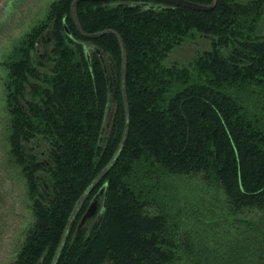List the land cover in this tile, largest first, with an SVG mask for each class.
Masks as SVG:
<instances>
[{
  "label": "trees",
  "instance_id": "1",
  "mask_svg": "<svg viewBox=\"0 0 264 264\" xmlns=\"http://www.w3.org/2000/svg\"><path fill=\"white\" fill-rule=\"evenodd\" d=\"M73 1L55 0L4 64L9 152L35 216L13 264L262 261L264 0H218L210 11L82 0L83 30L106 31L95 39L82 35ZM201 39L209 46L174 60ZM195 181L217 194L198 208L177 198ZM103 186L96 218L79 225ZM203 211L208 237L186 223Z\"/></svg>",
  "mask_w": 264,
  "mask_h": 264
},
{
  "label": "rangeland",
  "instance_id": "2",
  "mask_svg": "<svg viewBox=\"0 0 264 264\" xmlns=\"http://www.w3.org/2000/svg\"><path fill=\"white\" fill-rule=\"evenodd\" d=\"M54 1L0 0V264H13L18 254V249L25 240L27 230L35 220V216L32 214L31 203L29 202L27 180H25L21 166L14 163L9 152L10 145L8 144L7 133L9 115L6 110L5 86L3 85V79L6 75L4 64L24 34L33 29L35 24L46 16L49 6ZM260 28L262 33H264V18L260 23ZM197 42L181 48V53L178 52L174 60L177 59L181 62H187L201 47L209 46V43L204 39ZM39 49L40 52L44 51L42 47H39ZM103 58L108 62L110 60L108 53H105ZM108 65L107 70L109 68ZM110 105L111 107L106 116V122L108 124L113 120V113L116 107L114 101ZM105 129V135H107L110 131L109 126H105ZM191 183H184L178 190L177 198L180 202L187 201L191 204V201L195 199L197 204L199 203V196H204L205 194L207 199H212L217 196L214 189L204 188V185L201 186L196 181L192 185ZM102 197H100L98 207L102 203ZM217 203L220 204L221 201H217ZM217 208H220V206H217ZM198 214L200 216L195 217L194 215L192 219L191 217L186 218V223L190 224L191 221L198 223L197 229L208 237L210 233L207 234L206 232L208 224L205 218L207 211ZM94 216L87 218L84 224L94 220L96 218ZM187 216H189V213L185 215V217ZM209 231L211 232V230ZM212 232L213 234L215 233L214 231ZM200 236L199 234L197 239ZM217 263L214 262L212 264ZM189 264L204 263L191 261ZM255 264H264V259Z\"/></svg>",
  "mask_w": 264,
  "mask_h": 264
},
{
  "label": "water",
  "instance_id": "3",
  "mask_svg": "<svg viewBox=\"0 0 264 264\" xmlns=\"http://www.w3.org/2000/svg\"><path fill=\"white\" fill-rule=\"evenodd\" d=\"M82 0H74L71 4V12L73 13V16H74V19H75V22L76 24L78 25V28L80 29L82 35H85L86 37L90 38V39H95L99 36H102L103 34L106 33V31L104 32H95L94 34H88L86 33L83 28L81 27V24H79V21H78V17H77V6L78 4L81 2ZM90 1H93V0H90ZM168 2H171V3H178L180 5H184L186 7H191V8H194L196 10H206V11H210L212 9L215 8L218 0H213V2L211 3V5H205V4H202V3H196V2H193L191 0H166ZM121 46H123V51H124V54H123V57H124V63H123V69H124V73L126 71V61H127V57H126V45L124 43V40L121 39ZM126 92V91H125ZM124 92V93H125ZM125 102H126V105H127V114L126 116H128V122H127V125H126V128H127V132L125 134V138H124V141H126L125 139L127 138V135H128V127H129V119H130V116H129V113H130V109H129V104H128V96H127V93H125ZM116 159H113L111 165L109 166V168H107V170H109L110 168H112V166L114 165ZM103 174V173H102ZM101 176V175H100ZM99 176V178H100ZM99 181V180H98ZM106 187L107 186H103L101 188V191L95 196V198L93 199V202L92 204L90 205V208H88L86 214L83 216V218L81 219V221L79 222V225L83 224L87 218H89L90 216H93L95 213H96V210H97V207H98V204L100 202V197L102 196V194L104 193V191L106 190ZM85 199V197H83V200ZM82 200V201H83ZM78 216V211H77V214L74 216V218L72 219V221L70 222V230L71 228L73 227V223L76 219V217ZM68 236V233L67 235L65 236L66 239L65 241L67 240V237ZM62 249V248H61ZM39 264H42L41 261H39Z\"/></svg>",
  "mask_w": 264,
  "mask_h": 264
},
{
  "label": "bare ground",
  "instance_id": "4",
  "mask_svg": "<svg viewBox=\"0 0 264 264\" xmlns=\"http://www.w3.org/2000/svg\"><path fill=\"white\" fill-rule=\"evenodd\" d=\"M173 6V5H172ZM111 85V84H110ZM112 86V85H111ZM124 143V142H123ZM126 143V142H125ZM110 171V170H109ZM104 176V175H103ZM193 183V182H192ZM192 183H191V185H192ZM185 186V185H184Z\"/></svg>",
  "mask_w": 264,
  "mask_h": 264
}]
</instances>
